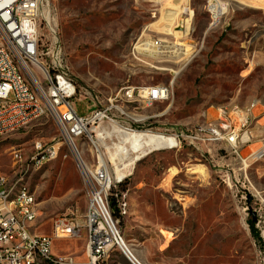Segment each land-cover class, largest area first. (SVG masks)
Here are the masks:
<instances>
[{"label": "rangeland", "instance_id": "obj_1", "mask_svg": "<svg viewBox=\"0 0 264 264\" xmlns=\"http://www.w3.org/2000/svg\"><path fill=\"white\" fill-rule=\"evenodd\" d=\"M170 1L52 0L68 72L82 92L105 100L122 88L172 83L169 102L126 114L127 123L145 121L140 130L175 135L213 121L207 113L217 107L257 103L242 126L245 133L253 127L254 138H246L248 146L239 157L226 145L154 151L137 164L133 155L131 176L114 190L119 233L143 264H264V155H256L264 153V0H219L227 11L217 24L205 9L207 0H179L177 17L169 24ZM188 16L192 20L183 35L177 31ZM141 37L170 48L165 63L134 59ZM47 38L43 31V42ZM178 45L190 53L176 55ZM76 108L86 115L93 106L78 102ZM37 143L59 144L57 160L40 170L16 165L13 153L25 160ZM197 166L203 174L190 175ZM0 176L34 194L33 233L51 236L53 220L62 215L83 222L87 190L51 117L0 138ZM119 206H125L126 215ZM86 245L85 238L57 240L53 255L87 264ZM100 264L130 263L114 250Z\"/></svg>", "mask_w": 264, "mask_h": 264}, {"label": "built area", "instance_id": "obj_2", "mask_svg": "<svg viewBox=\"0 0 264 264\" xmlns=\"http://www.w3.org/2000/svg\"><path fill=\"white\" fill-rule=\"evenodd\" d=\"M212 22L220 19L223 5L210 0ZM154 16V15H153ZM52 0H0V138L27 128L36 120L49 116L55 122L62 141L70 148L80 178L87 190V209L83 222L70 215L56 217L51 236L33 233L37 220L35 196H28V188L20 198H10L13 184L0 176V264H77L73 257L53 255V242L86 239L87 264H100L114 251H120L130 264H143L131 257V250L123 247V238L114 219V190L119 176L129 178L133 170V152L125 143L126 135L145 133L150 136L173 138L177 145L200 151L215 145H226L239 157L248 146L246 138L254 137L255 129L237 135V127L245 126L247 114H255L257 103L224 111L213 109L208 120L219 119L222 129L206 133L198 124L177 131L175 135L154 130H140V123H127L126 114L140 106H154L169 102L173 96L172 83L149 87H126L108 99H100L82 92L71 74L65 50L59 39L58 20ZM43 31L47 34L43 42ZM138 43L146 44V51H138ZM155 38H140L132 54L136 61L152 58L165 63L171 51ZM162 63V62H161ZM29 71V78H22ZM33 90L41 91V99H33ZM92 104L86 115L79 114L76 104ZM87 148L79 149V145ZM59 144L37 143L32 155L23 160L13 153L16 165L25 164L40 170L57 160ZM163 151V150H162ZM126 215L125 206H119Z\"/></svg>", "mask_w": 264, "mask_h": 264}, {"label": "bare ground", "instance_id": "obj_3", "mask_svg": "<svg viewBox=\"0 0 264 264\" xmlns=\"http://www.w3.org/2000/svg\"><path fill=\"white\" fill-rule=\"evenodd\" d=\"M167 1H169V0H167ZM180 2L181 1H179V0H174L172 4H171V1L168 2V6H172L171 8H167L168 11L165 12V16H166L165 20H167L169 22V24H170V22L172 23L176 19L177 14L174 11V9L181 4ZM222 5H223V12L225 13V11H227V8H226V6H224V4H222ZM205 9L209 15L212 14V7L210 6V0H207ZM224 13L220 14V18L222 17V15H224ZM210 18L212 20V16H210ZM191 20H192L191 16H188L186 18V20L183 21V24H182L183 26L181 28H178L177 32L182 31L183 35L186 34L188 32V29H189L188 26H189ZM219 20L220 19H214V23L217 24ZM182 28H183V30H182ZM138 46H139L138 51H146V44L145 43H140V45H138ZM174 48L175 49H174L173 53H175L178 56L179 55H186L190 51L189 48H186L185 46H182V45H178L177 47H174ZM68 74H69V72H68ZM172 74L176 75L175 72H173ZM22 78H29V71H22ZM33 99H41V91L40 90H33ZM235 110H236V107L232 108L231 110H224V111H235ZM248 115L249 114H247V119H248ZM247 119H246V122H247ZM248 126H246V127H248ZM201 127L203 128V131L206 133H214L217 130L222 129V121L219 119H214L211 122L203 123L201 125ZM243 129H244V127L238 126L237 127V135H246V133L243 131ZM125 143L129 144V146L133 152L140 151L139 153H137V156L133 159L132 164H137L139 161H141L142 159H144L145 157H147L149 154H151L154 151H160V150H164V149H173L177 145V142L173 138H164L161 136L160 137L159 136H150V135H147L145 133H140L138 135H132V136L126 135L125 136ZM256 155L258 157H260V156L262 157L264 155V153H259ZM178 173L179 172H177V170H176L175 175H177ZM117 174L119 176L117 183H120L123 181V178L121 177L122 173H120L119 170H117ZM195 174H203L202 166H197V167H194L193 169L190 170V175H195ZM24 192H25V186H23V185H12L11 190H10V198H20V197H22V194H24ZM28 196H34V194H32L29 189H28ZM170 236H171V233H168L167 239H169ZM123 247H128L126 245V243L124 242V240H123ZM131 257H133L134 260H139L133 254L132 251H131Z\"/></svg>", "mask_w": 264, "mask_h": 264}, {"label": "trees", "instance_id": "obj_4", "mask_svg": "<svg viewBox=\"0 0 264 264\" xmlns=\"http://www.w3.org/2000/svg\"><path fill=\"white\" fill-rule=\"evenodd\" d=\"M250 226H251L252 231H254L255 233V222L251 221Z\"/></svg>", "mask_w": 264, "mask_h": 264}, {"label": "crops", "instance_id": "obj_5", "mask_svg": "<svg viewBox=\"0 0 264 264\" xmlns=\"http://www.w3.org/2000/svg\"><path fill=\"white\" fill-rule=\"evenodd\" d=\"M255 121H256V118H255ZM255 121H254V122H255ZM252 129H254V128L252 127ZM253 138H254V137H253Z\"/></svg>", "mask_w": 264, "mask_h": 264}]
</instances>
